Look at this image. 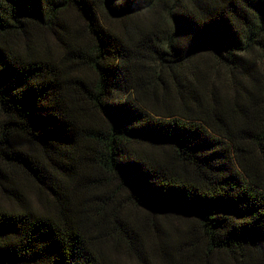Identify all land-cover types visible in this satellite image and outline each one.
<instances>
[{
    "label": "trees",
    "instance_id": "1",
    "mask_svg": "<svg viewBox=\"0 0 264 264\" xmlns=\"http://www.w3.org/2000/svg\"><path fill=\"white\" fill-rule=\"evenodd\" d=\"M0 195V264H264V0H0Z\"/></svg>",
    "mask_w": 264,
    "mask_h": 264
},
{
    "label": "rangeland",
    "instance_id": "2",
    "mask_svg": "<svg viewBox=\"0 0 264 264\" xmlns=\"http://www.w3.org/2000/svg\"><path fill=\"white\" fill-rule=\"evenodd\" d=\"M210 62L214 63L213 61ZM215 65L220 67L217 64ZM112 188L115 190V187ZM124 198H126L125 194L118 195V200L123 201ZM0 199H2L1 195ZM125 209L128 211L131 218L137 220L138 222H142L143 225H140V231L146 235V242L150 245H153L158 241L157 235H165L167 233L172 237H176L180 233L182 235V233L186 229L191 228L192 223H194L191 217L178 215L176 213L164 215L160 212L149 210L148 208L136 207L130 204H127ZM147 219H150L153 223H155L157 225V229L146 221ZM197 237L198 239L201 238L199 234H197ZM105 247L107 248L106 252L110 254L111 257H115L125 263L138 264L136 258L127 254V252L123 250L117 242L112 241L110 238L105 241ZM150 254L153 257L150 256L148 258L156 260L155 256L152 253ZM210 260L212 261V264H235V262L223 254L215 255L211 257Z\"/></svg>",
    "mask_w": 264,
    "mask_h": 264
}]
</instances>
